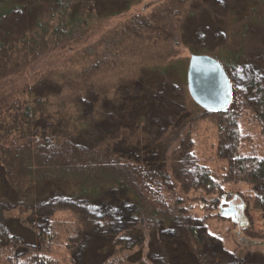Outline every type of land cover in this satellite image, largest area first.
<instances>
[{"label": "rangeland", "instance_id": "1", "mask_svg": "<svg viewBox=\"0 0 264 264\" xmlns=\"http://www.w3.org/2000/svg\"><path fill=\"white\" fill-rule=\"evenodd\" d=\"M160 1L145 0L132 10L148 14ZM128 14L96 24L84 42L71 44L69 52L54 50L42 58L19 64L5 79L0 112L4 114L2 110L10 108L13 99L19 104L24 102L34 88L47 102L44 109L56 111L58 108L69 118H83L88 123L89 142L98 136L119 134L118 138L122 139L117 150L125 157L151 165L157 163L164 169L168 183L165 193L174 200H182L190 210L188 223L191 225L185 228L179 222L161 221L158 229L146 230L135 218L133 201L126 198L123 188L105 190L107 199L113 200L110 196H115L114 201L96 204L95 209L101 211L95 214L84 209L79 212L62 209L57 201L51 206L50 199L48 205L35 210L27 204L9 207L4 216L29 220L34 231L38 224L42 230L41 224L48 222L47 217L51 218L53 230L57 232L50 252L53 264H197L193 253L187 251L181 241L187 239L189 226H194L189 230L190 246L203 254L202 264H264V209L256 207L255 186L242 174L234 172L233 159L224 153L231 146L221 132L222 113L204 110L188 92L187 65L190 55L197 52L178 49L176 59L183 62L179 68L184 84L175 77L162 86L163 92L169 86L177 91V103L157 91L159 83L153 81L157 77L150 72L123 81L121 87L110 84V71L115 69L118 75L128 76L134 65L140 66L139 61L152 63L153 54L160 52L144 44L132 51L134 56L127 54L128 39L121 48L123 35L119 33ZM15 16L18 18L20 14ZM246 36L241 67L236 74L237 88L243 92L252 76L260 78L264 87V22L254 25ZM89 46L94 49L87 57L84 50ZM115 46L119 50L118 57L111 51ZM159 48L162 50L163 46ZM221 51L218 48L214 53L204 54L217 58ZM82 76L86 78L85 84L87 80L91 84L92 78L94 86L79 83L83 82ZM39 121L38 126L44 128L45 122ZM237 126L241 134L240 153L264 156V128L256 113L245 110ZM205 169L209 170L210 179ZM41 191V196L49 197L54 194V187L46 186ZM216 198L218 202L213 201ZM127 201L130 202L128 208ZM72 205L79 210L91 207L80 202ZM113 207L117 210L115 213L111 212ZM231 207L237 217L234 219L231 214L222 217L224 210ZM123 212L125 216L121 215ZM75 233L77 235L72 236ZM36 243L39 246L38 241ZM22 247L11 259L0 257V264H26L21 261L35 245L26 243Z\"/></svg>", "mask_w": 264, "mask_h": 264}, {"label": "trees", "instance_id": "2", "mask_svg": "<svg viewBox=\"0 0 264 264\" xmlns=\"http://www.w3.org/2000/svg\"><path fill=\"white\" fill-rule=\"evenodd\" d=\"M143 1L0 0V99L6 77L19 64L42 58L54 50L69 52L71 44L84 42L96 24L128 13L119 33L123 35L121 48L128 39L127 54L134 56L132 51L144 44L160 52L153 54L152 63L141 64L139 61L140 66L134 65L128 76L118 75L115 69L110 71V84L114 87L123 86V81H130L140 73L150 72L157 77L153 78L159 83L157 91L177 103V91L169 86L163 92L166 82L175 77L184 84L179 68L183 62L176 59L177 50L211 54L221 48L217 58L233 82L232 102L221 112V132L231 146L224 153L233 159L234 172L254 184L256 207L264 209V156L240 153L241 134L237 126L239 116L250 109L264 128V87L260 78L252 76L243 92L238 90L236 80L246 35L254 25L264 22V0H161L148 14L134 13L132 9ZM15 14L20 16L17 18ZM93 49L94 46L85 48L87 57ZM111 51L117 56L119 50L115 46ZM178 73H181L180 77ZM114 74L116 78H113ZM85 79L82 76L83 82L79 83L92 88L93 79H90L91 84L88 80L85 84ZM44 100L32 88L28 99L20 104L13 99V105L3 109L4 114L0 112V257L11 259L16 256L17 249L32 243L35 247L21 263L53 264L50 252L57 232L53 230L51 218L47 217L48 222L41 224L42 230L38 224L34 231L29 220L4 216L9 207L27 204L35 210L43 204L48 205L50 199L51 206L57 201L62 209L74 212L84 209L95 214L101 211L95 209L96 204L114 201L115 196H110L113 200L107 199L105 190L123 188L127 192L126 198L133 201L135 218L146 230L158 229L161 221L179 222L185 228L191 225L188 223L190 210L182 200H174L165 193L168 190L166 173L157 163L151 165L125 157L117 150L122 137L118 138L116 133L110 137L98 136L89 142L86 136L88 123L83 118H69L58 108L56 111L44 109L47 103ZM38 120L45 122L44 128L38 126ZM133 139L131 137L132 142ZM204 172L210 179L209 170ZM46 186L54 187L52 196H41V189ZM213 201L218 202L219 198ZM74 202L91 207L79 210L72 205ZM129 204L125 202L127 208ZM116 211L115 207L111 210ZM121 215L125 216L124 212ZM193 228L189 226L187 239L181 241L187 251L193 253L197 264H202L203 254L190 246L189 232ZM44 244L48 246L43 247Z\"/></svg>", "mask_w": 264, "mask_h": 264}, {"label": "water", "instance_id": "3", "mask_svg": "<svg viewBox=\"0 0 264 264\" xmlns=\"http://www.w3.org/2000/svg\"><path fill=\"white\" fill-rule=\"evenodd\" d=\"M187 88L191 98L206 111L223 112L233 98L232 81L217 58L204 53H192L186 70ZM221 216L237 213L233 207ZM230 215V216H231Z\"/></svg>", "mask_w": 264, "mask_h": 264}]
</instances>
